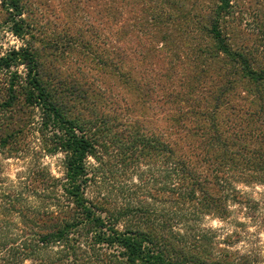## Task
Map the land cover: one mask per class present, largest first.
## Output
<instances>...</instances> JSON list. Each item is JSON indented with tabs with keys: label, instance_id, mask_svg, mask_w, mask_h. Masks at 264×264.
<instances>
[{
	"label": "trees",
	"instance_id": "trees-1",
	"mask_svg": "<svg viewBox=\"0 0 264 264\" xmlns=\"http://www.w3.org/2000/svg\"><path fill=\"white\" fill-rule=\"evenodd\" d=\"M3 1L13 33L24 39L33 29L21 17L25 4ZM25 2L30 3L31 13L36 12L33 4H42L41 0ZM146 3V9L151 10L167 0ZM237 3L215 0L203 14L183 17L182 23L174 25L173 32L194 54L186 57L185 76L166 85L158 83L160 96L151 92L148 83L138 92L150 96L152 104L165 97L163 104L168 110H176L160 114L163 129L182 130L174 132L176 135L166 130L163 138L152 133L153 128L136 123L129 110V118L121 111L112 116L107 112L91 114L93 100L87 97L83 82L62 73L58 66L47 73L43 52L35 46L33 35L18 49L0 55V147L15 136L3 137L2 130L9 125L6 113L14 112L21 98L25 106L40 110L50 151L63 153L65 173L64 194L60 196L65 201L57 200L54 209L18 210L16 205L5 207L0 202V264H258L260 246L233 249L240 232H227L220 241L213 228L201 223L206 216L226 220L232 212L229 202L250 208L249 198L238 184L264 183V48L260 51L241 40L247 13L239 12ZM104 7L103 21L108 24L103 22L100 28L110 31L99 38L102 47L97 63L108 79L125 77L136 83L140 75L128 62V54L134 52L125 44L127 34L123 27L115 26L118 14L111 23L110 6ZM249 15L256 25L251 34L264 42V23L258 15ZM141 19L150 29L164 23L161 15L143 13ZM195 24L208 39L202 51L198 43L190 48ZM111 33L117 36L116 46ZM221 61L227 62L228 68ZM19 66L24 69L22 74L13 70ZM218 81L222 83L218 85ZM118 127L123 128L116 131ZM98 146L122 150V164L138 157L146 161L157 155L161 158L163 182L156 202L162 205L119 212L130 218L122 230L105 200L93 203L85 197L90 183L97 180L87 158L96 154Z\"/></svg>",
	"mask_w": 264,
	"mask_h": 264
},
{
	"label": "rangeland",
	"instance_id": "rangeland-1",
	"mask_svg": "<svg viewBox=\"0 0 264 264\" xmlns=\"http://www.w3.org/2000/svg\"><path fill=\"white\" fill-rule=\"evenodd\" d=\"M25 1L21 0L25 4V11L21 17L26 23L31 24L33 29L21 39L13 33L12 23L8 22L9 13L4 8V1L0 0V55L6 54L13 48L18 49L24 45V42L30 40V35H33L35 46L43 52L42 58L47 73L48 69L52 72L53 67L58 66L62 73L83 82L82 86L87 90V97L93 100L92 105L89 106L91 114L95 113V116H99L100 112H107L112 116L121 111L125 118H129V110L136 123L145 128H153L152 133L160 138H163L166 130H170L173 135H176L174 132L182 130L170 126L163 129L160 114L176 112L175 109L168 110L163 104L165 97L159 103L152 104L150 96L145 97L138 92L148 83L151 92L160 96L162 90L158 91V83L166 85L170 81H178L179 76H185L182 69L184 62L187 61L186 57H192L194 54L185 47L184 40L173 32L174 25L182 23L183 17L203 14L207 6L215 0H167V4L160 3V7L151 10L146 9L144 5L148 4L146 0H41V6L32 5L33 8L36 7L35 13H31L30 3L27 5ZM157 1L152 0V2ZM235 2H238L239 12L247 13L241 25V40H245L246 44H253L261 51L264 42L251 34L255 32L252 27L256 25L249 14L258 15L264 23V0H235ZM106 5L111 9L112 16L108 18L111 23L112 17L118 14L115 26L123 27L127 34L125 44L134 52L130 53V56L128 54V62L140 75L136 83L129 82L125 77L120 80L108 79L102 74L101 65L97 63L100 60L102 47L99 38L103 33H109L107 32L109 29L100 28V25H104L103 22L108 24L103 21L106 19L103 16ZM143 13L161 15L164 23L150 29L141 19ZM164 16H172V18L167 20ZM14 19L18 26V16ZM110 28L115 30L111 24ZM130 30L134 31V35H128ZM191 31L190 34L195 36V40H191L190 48L198 43V49L202 51L208 41L207 37L196 24L191 27ZM116 39L117 36L111 33L110 40L114 46ZM117 45L122 47L124 41L123 44ZM202 57L205 61L208 60L207 55ZM220 63L228 68L227 62ZM124 68H127V62ZM14 69L20 74L24 72L22 66L13 67ZM139 70L144 75H141ZM204 71L209 75L207 70ZM221 83L217 82L218 85ZM180 88L182 87H179V90ZM146 90L150 91L147 88ZM252 96L251 93L250 97ZM145 101L147 103L143 106ZM13 111L6 113L9 125L2 130L3 137L8 135L7 137L10 138L12 134L15 136L0 147V202L3 206L9 203L16 205L18 210H24L25 207L36 210L54 209L57 200L62 201L63 204L65 201L60 197L64 194L63 153L50 151L49 133L46 127L40 124V110L25 106L22 99L18 98ZM122 128L118 127L115 130L120 131ZM121 151L106 150L98 146L96 154L87 158L88 168L96 175L97 180L90 183L85 192V197L93 203H98L102 199L107 202V207L118 217L119 230L127 226V221L130 220L119 215V212L128 208L162 205L156 200L161 196L163 182L162 163L158 155L153 161L138 157L132 163L126 160L125 164H122L119 162ZM238 187L243 191L244 196L249 198L250 208H241L235 205L236 203L229 202L232 212L226 220L206 216L201 223L213 228L220 241H222L221 235L227 232L233 230L240 232L241 236L233 241L231 248L249 250L254 246H260L258 264H263L264 183H239ZM12 217L14 219L15 215L13 214Z\"/></svg>",
	"mask_w": 264,
	"mask_h": 264
}]
</instances>
